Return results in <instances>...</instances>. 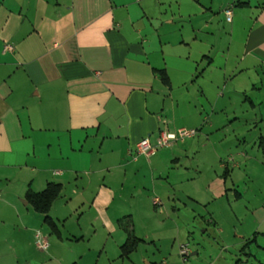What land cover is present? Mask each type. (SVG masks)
<instances>
[{
    "label": "crops",
    "instance_id": "crops-1",
    "mask_svg": "<svg viewBox=\"0 0 264 264\" xmlns=\"http://www.w3.org/2000/svg\"><path fill=\"white\" fill-rule=\"evenodd\" d=\"M151 1L0 0V262L12 257L15 263L29 264L27 251L34 249L32 240L42 224L56 237L48 242L47 249L35 248L48 254L47 264L97 262L98 257L86 249L68 254L71 250L63 248V240L69 239L62 234L61 220L56 216L59 209L65 212L69 207L68 191L76 202L93 210L92 220H98L109 232L115 231L107 215L115 197L113 188L98 184L90 200L85 197L89 178L84 187L67 189L79 180L76 174L80 170L91 169L96 175L106 172L112 177L122 170L125 177V167H129L134 177L145 169L149 177L159 176L161 160H179L182 145L195 147L196 155L205 161L215 159L213 163L223 170L208 176L205 168L201 170L204 160L196 163V172L203 176L196 181L211 200L228 199L230 194L241 200L246 194L236 188L228 163L217 160L216 144H211L208 136L213 129L223 127L215 122V98L222 95L207 96L201 91L196 100L184 88L196 71L187 60L191 49L185 45V38L195 36L194 29L187 34L183 29L181 6L186 0H158L157 8ZM165 4L169 10L163 8ZM196 4L209 11V23L222 18L225 24L211 42L222 59L223 79L228 73L239 72L253 87L264 85V0H196ZM227 8L232 12L229 22L224 14ZM217 25H213L216 31ZM6 44L12 50H4ZM229 61L235 66L228 68ZM211 62L212 58L209 66ZM207 110L211 114L208 131L160 147L170 151V158L168 153L159 154V148L147 155L137 153L136 143L143 137L154 143L160 131L200 130ZM251 122L256 125L255 115ZM255 143L260 159L246 152L236 153L246 160L245 176L249 178L258 177L250 170L252 162L258 166L259 177H264V136L259 135ZM14 177L21 184L11 190L8 184ZM48 183L59 184L47 211L55 230L28 200L31 193L41 192ZM150 188L151 194L145 198L154 206L161 205L159 194L167 192V187L160 184L158 189L153 183ZM155 199L159 203H154ZM242 213L241 225L233 227L235 239L229 241L227 228L212 211L210 221L220 236V248L213 258L225 259L226 253L228 264H238L243 261L241 256L257 257L264 249L257 240L264 236V204L243 206ZM249 216L251 223L247 224ZM10 218L14 227L16 222L22 227L20 237L1 233ZM118 224L126 233L118 247L119 258L130 259L144 239L134 234L130 220L125 224L119 220ZM144 237L150 236L147 233ZM72 238L82 240L83 236ZM128 240L134 247L124 253L122 246ZM193 253L198 254V248Z\"/></svg>",
    "mask_w": 264,
    "mask_h": 264
},
{
    "label": "rangeland",
    "instance_id": "rangeland-1",
    "mask_svg": "<svg viewBox=\"0 0 264 264\" xmlns=\"http://www.w3.org/2000/svg\"><path fill=\"white\" fill-rule=\"evenodd\" d=\"M151 2L154 8L160 5L158 0ZM196 5V0H186L181 6L184 9L182 24L186 31L185 34L193 33L194 29L193 36H195V39L185 38V45L190 46L191 49L190 58L187 60L196 71L184 88L190 92L187 93L188 96H196V100L201 91L207 96H213L216 93L222 95L215 98L217 100L215 122H221L223 127L220 130L213 129L208 136L211 144H216L217 160L221 159L226 164L228 163L227 166L236 188L246 194L241 200L234 199L232 194L228 199L224 197L220 200H211L203 191L201 182L196 181V177L202 176L196 172V163L204 159L196 155L195 147L188 149L182 145L184 150L181 151L182 155L179 160L174 162L168 160L167 163L166 160H161L163 171L159 176L156 174L154 177H149L145 169L134 177L129 167H125V177L121 175L122 170H119L113 177L106 172L96 175L91 169L80 170L76 174L79 180L68 185L67 189L70 190L72 186L80 189L81 186L84 187L85 179L89 178L85 197L90 200L97 191L98 184L104 183L113 188L115 197L107 209V215L114 222L115 231L109 232L100 225L98 220H92L93 210H90L85 203L76 202L74 194H69L67 191L71 199L67 211L62 212L56 209L55 212L59 213L56 216H59L61 220L62 234L69 239L68 241L63 240L65 242L63 248L67 251L71 250L68 254L72 251L79 253L86 249V252L94 253L95 257H98L95 264H228L229 256L226 253L224 254L225 259H215L212 256L220 248V236L216 231V225L210 221L213 217L212 211L219 217L220 223L227 228V236L231 241L235 239L233 227L241 225L239 222L243 217V206L250 208L253 202L264 204V177H259L258 166L254 162L250 164V170L258 177L249 178L245 176L247 175L246 160L236 155L237 152L242 151L251 156L257 155L260 159V150L255 139L259 135L264 136V121L261 120L264 118V85L258 83L253 87L251 82L244 78V74L239 72L228 73L223 79L222 59L211 47V42H213V34L218 38V31H223L222 26L225 24L222 23V18H218L215 23L213 21L209 23V11L205 12L201 6ZM163 8L169 10L168 4H165ZM215 24H218L217 31L213 28ZM206 41L209 43L208 47L205 46ZM204 53L205 55L202 56ZM210 58L213 59L211 66L208 65ZM232 65L235 66V62L229 61L227 67L230 68ZM201 73L202 76H200ZM210 115L209 110L204 113L201 129H196V134L199 131H208ZM254 115L256 125L251 122ZM158 150V153H163V156L168 153V158H170V151L166 152L167 150H162V148ZM230 157H233V161H228ZM214 160L203 161L204 165L201 170L205 168V174L208 176L213 175L214 172L219 174L223 172L218 165L213 163ZM236 162L239 165L233 167L232 163ZM91 174V177H86ZM153 183L157 184L158 189L160 184L167 187V192L158 193L162 199L161 205L154 206L145 198V195L151 194L148 191L151 190ZM20 184V179L14 177L8 186L9 189L16 190ZM142 185L145 188L141 187ZM69 198L66 201H69ZM119 220L123 224L130 220L134 234L144 239L130 255V259L119 258V244L126 238L125 231L118 226ZM246 220L247 224L251 223L250 216ZM21 228L18 222L14 227L10 218L9 225L1 233L8 235L9 238H17L22 235L19 233ZM205 228L207 232L203 234L202 230ZM38 230L48 238V242L53 237L56 239L45 224H42ZM147 233L150 237L146 238L144 236ZM80 235L83 236L82 240L72 238V236L80 237ZM257 240L259 244H264V236H259ZM32 243L34 249L27 251L30 255L29 264H47L45 258H48V254L37 252L34 237ZM183 244H187L189 249L185 258L179 254V247ZM196 248H198V254L193 253L196 252ZM233 258V260L236 259V257ZM241 258L243 261L238 264H264V249L259 251L257 257L243 255ZM1 263L21 264V262L15 263L12 257L6 258ZM52 264L55 263L52 262ZM86 264L90 262L87 261ZM91 264H94V261H91Z\"/></svg>",
    "mask_w": 264,
    "mask_h": 264
},
{
    "label": "built area",
    "instance_id": "built-area-1",
    "mask_svg": "<svg viewBox=\"0 0 264 264\" xmlns=\"http://www.w3.org/2000/svg\"><path fill=\"white\" fill-rule=\"evenodd\" d=\"M225 18L229 22L231 21L232 12L230 8L225 9ZM4 50H12L11 45L6 44L4 45ZM196 134V129L193 128H179L174 132H166V131H160V133L157 135L155 142L151 143L148 139V137H143L136 143V151L140 154H149L153 153L156 149L168 146L172 141L175 140H184L186 137H192ZM154 203H159L158 199L154 200ZM34 243L37 248L41 250H45L48 247V239L45 235L41 233V231L37 230L34 235ZM189 249L187 247V244L180 245L179 247V254L185 258V256L188 254Z\"/></svg>",
    "mask_w": 264,
    "mask_h": 264
},
{
    "label": "trees",
    "instance_id": "trees-1",
    "mask_svg": "<svg viewBox=\"0 0 264 264\" xmlns=\"http://www.w3.org/2000/svg\"><path fill=\"white\" fill-rule=\"evenodd\" d=\"M262 152H264V147H262ZM59 184L48 183L47 186L38 193H31L28 197L29 202L32 204L33 208L42 213L44 216V221L51 225V227L55 230V227L47 216V211L50 206L53 198L58 194ZM134 247V243L128 240L123 246L122 250L124 253H127Z\"/></svg>",
    "mask_w": 264,
    "mask_h": 264
}]
</instances>
